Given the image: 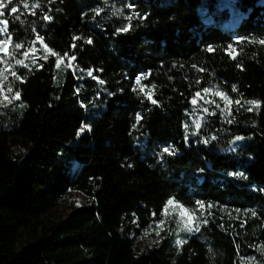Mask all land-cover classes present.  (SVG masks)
<instances>
[{"label":"trees","instance_id":"1","mask_svg":"<svg viewBox=\"0 0 264 264\" xmlns=\"http://www.w3.org/2000/svg\"><path fill=\"white\" fill-rule=\"evenodd\" d=\"M11 6L0 264H264V0ZM71 191L85 205L58 217ZM169 201L193 232L165 220Z\"/></svg>","mask_w":264,"mask_h":264},{"label":"rangeland","instance_id":"2","mask_svg":"<svg viewBox=\"0 0 264 264\" xmlns=\"http://www.w3.org/2000/svg\"><path fill=\"white\" fill-rule=\"evenodd\" d=\"M219 3L222 8H228L232 3V0H219ZM3 27V25H0ZM7 40L8 43L6 45L0 44V48H3V51H0V105H6L12 102H15V95H16V86L18 83V76L14 74L13 67L14 63L10 57V44L11 39L7 38V33H0V41ZM64 62H61L59 70H61L62 65ZM68 66V65H67ZM11 88L12 91L9 92L8 89ZM142 89V77H140V82L137 84V81L134 82V90H141ZM200 117L196 121V126H200ZM85 126V125H83ZM82 126V127H83ZM81 127V128H82ZM81 128L79 129V134H83L88 130V125L84 128V131L81 132ZM76 166V164H74ZM85 205V196L82 193L71 191L67 194L64 200L61 202L59 209L56 212L58 217H64L67 213L70 212L71 206L76 208L82 207ZM165 220L174 221L180 223L181 225L185 226L189 232L194 231L195 227V220L193 216L185 210L183 207L171 203L166 206L165 211L163 213ZM164 225L159 224L157 226V230L154 233H148L144 238L137 239L136 243L140 244L139 247L142 248L145 244H150L157 236L163 231Z\"/></svg>","mask_w":264,"mask_h":264},{"label":"snow or ice","instance_id":"3","mask_svg":"<svg viewBox=\"0 0 264 264\" xmlns=\"http://www.w3.org/2000/svg\"><path fill=\"white\" fill-rule=\"evenodd\" d=\"M12 4H13V0H0V17H2V16L5 15V11H4L5 9H9V8H10V13H11V14H16V13L18 12V8L15 7V6H11ZM10 6H11V7H10ZM24 7L27 8L28 5H27V4H24ZM33 7H39V5H34ZM16 19H19V16H17ZM43 19H44V20H51L52 18H51L50 16L45 15V16L43 17ZM0 25H3V27H0V33H7V32H8V27H7L8 22H7L6 20H4V21H0ZM33 31H35V29H33ZM122 31H125V32H126V31H128V28L125 27V28L122 29ZM74 39H79V37H74ZM36 40H37V41H40V43L44 45V48H45L46 50L50 51V49H48V46H47L46 44H44V38H43L42 36L37 35V36H36ZM87 42H88V43H91L90 40L87 41ZM7 43H8L7 40L0 41V44H4V45H6ZM15 47H16V48H20L21 45H20L19 43H17V44L15 45ZM228 48H229L230 50H232V45L229 44V45H228ZM211 49H212V48L209 47L207 50L210 51ZM3 50H4L3 48H0V51H3ZM25 55H27V53H25ZM52 55H56V54H55V53H52ZM65 55H67V54H65ZM41 59H47V56L41 57ZM75 59H76L75 56H71V57H70V60H75ZM61 62H62V61H61L60 58H58V59L56 60V67H57V68L60 67ZM22 63H23V61H21V60H17V64H22ZM71 66H72L71 63H69V64H68V67H71ZM25 67H27V65H25ZM89 75H91V73H89ZM136 81H137V84H139V82H140V77H137V78H136ZM8 91L11 92L12 89L9 88ZM204 91L207 92L208 89H204ZM233 91H235V89H233ZM197 95H199V93H197ZM219 95L223 96V93H219ZM19 98H20V93L17 92L16 95H15V99L18 100ZM149 99H151V97H149ZM152 103L155 104L156 101L153 100ZM193 103H195V101H193ZM237 103H239V101H237ZM251 103H254V101H252ZM139 119H140V117L137 116V120H139ZM86 127H87V125L83 126V127L81 128L80 131L83 132V131H84V128H86ZM78 135H79V133H78ZM186 139H187V137H186ZM205 143H207V141H205ZM163 152H164V153H169V148H168V147H164ZM168 203L171 204L172 201H169ZM189 230L191 231V229H189ZM176 243L179 244L180 241L178 240Z\"/></svg>","mask_w":264,"mask_h":264}]
</instances>
